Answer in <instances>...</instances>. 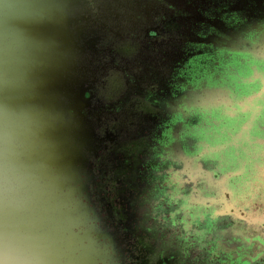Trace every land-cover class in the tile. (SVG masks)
<instances>
[{
  "label": "flooded vegetation",
  "instance_id": "af4514ba",
  "mask_svg": "<svg viewBox=\"0 0 264 264\" xmlns=\"http://www.w3.org/2000/svg\"><path fill=\"white\" fill-rule=\"evenodd\" d=\"M50 5L89 53L108 209L142 264H264V0Z\"/></svg>",
  "mask_w": 264,
  "mask_h": 264
},
{
  "label": "water",
  "instance_id": "95a60500",
  "mask_svg": "<svg viewBox=\"0 0 264 264\" xmlns=\"http://www.w3.org/2000/svg\"><path fill=\"white\" fill-rule=\"evenodd\" d=\"M69 29L50 0H0V264H142Z\"/></svg>",
  "mask_w": 264,
  "mask_h": 264
},
{
  "label": "rangeland",
  "instance_id": "374dc122",
  "mask_svg": "<svg viewBox=\"0 0 264 264\" xmlns=\"http://www.w3.org/2000/svg\"><path fill=\"white\" fill-rule=\"evenodd\" d=\"M135 223L134 222H132V225H134Z\"/></svg>",
  "mask_w": 264,
  "mask_h": 264
}]
</instances>
